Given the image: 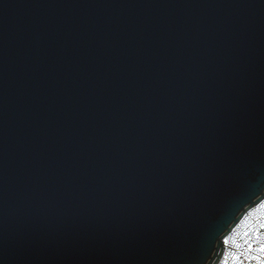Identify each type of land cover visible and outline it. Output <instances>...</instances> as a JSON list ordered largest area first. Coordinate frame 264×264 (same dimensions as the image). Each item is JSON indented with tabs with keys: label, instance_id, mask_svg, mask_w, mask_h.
<instances>
[{
	"label": "water",
	"instance_id": "obj_1",
	"mask_svg": "<svg viewBox=\"0 0 264 264\" xmlns=\"http://www.w3.org/2000/svg\"><path fill=\"white\" fill-rule=\"evenodd\" d=\"M264 198V0H0V264H218Z\"/></svg>",
	"mask_w": 264,
	"mask_h": 264
},
{
	"label": "built area",
	"instance_id": "obj_2",
	"mask_svg": "<svg viewBox=\"0 0 264 264\" xmlns=\"http://www.w3.org/2000/svg\"><path fill=\"white\" fill-rule=\"evenodd\" d=\"M224 245L218 264H264V198L244 213Z\"/></svg>",
	"mask_w": 264,
	"mask_h": 264
},
{
	"label": "snow or ice",
	"instance_id": "obj_3",
	"mask_svg": "<svg viewBox=\"0 0 264 264\" xmlns=\"http://www.w3.org/2000/svg\"><path fill=\"white\" fill-rule=\"evenodd\" d=\"M261 250H264V249H261Z\"/></svg>",
	"mask_w": 264,
	"mask_h": 264
}]
</instances>
